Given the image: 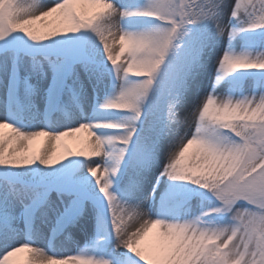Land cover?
Returning a JSON list of instances; mask_svg holds the SVG:
<instances>
[{"label": "snow or ice", "instance_id": "6c2138e0", "mask_svg": "<svg viewBox=\"0 0 264 264\" xmlns=\"http://www.w3.org/2000/svg\"><path fill=\"white\" fill-rule=\"evenodd\" d=\"M0 264H264V0H0Z\"/></svg>", "mask_w": 264, "mask_h": 264}, {"label": "bare ground", "instance_id": "6f19581e", "mask_svg": "<svg viewBox=\"0 0 264 264\" xmlns=\"http://www.w3.org/2000/svg\"><path fill=\"white\" fill-rule=\"evenodd\" d=\"M48 20H51L52 18L51 17H49V18H47ZM37 23H39V22H37ZM117 50H118V46H117ZM123 58V56L121 57V59ZM78 136V137H77ZM68 138V137H67ZM40 139H44L43 137H41V138H39L38 140H40ZM71 140H74V144H73V146L75 147L74 149L75 150H77V151H81V150H84V151H88L89 149H88V146L84 143V141L87 139V134H81V133H78L77 135H76V137L75 138H70ZM78 139V140H77ZM36 144V142H34V145ZM38 147H39V145H38ZM58 155H59V153H58ZM77 239L79 240V242H80V244H81V246H83V242H84V238H83V236H78L77 237ZM66 251H70V252H72L73 251V249H71V248H69V249H66ZM26 254H24V253H20V254H17V257H14L13 258V260H18V259H20V258H23L24 256H25Z\"/></svg>", "mask_w": 264, "mask_h": 264}, {"label": "rangeland", "instance_id": "374dc122", "mask_svg": "<svg viewBox=\"0 0 264 264\" xmlns=\"http://www.w3.org/2000/svg\"><path fill=\"white\" fill-rule=\"evenodd\" d=\"M49 2H51V0H49ZM124 59H125V57L123 56V58L121 59V62H123L124 61ZM81 134H83V133H81ZM84 134H87V133H84ZM78 137V136H77ZM78 140V139H77ZM36 142V144L34 145V147H36V148H38V145L40 146L41 144H42V142H43V140L42 139H40V140H37V141H35ZM64 142L73 150V151H77V150H75L74 148V146H73V144H74V140H71L70 138H64ZM154 231L155 230H153V232H150L149 234H148V236H146L145 237V239H144V241H142V245H146L147 243H149L151 240H152V238H153V233H154ZM24 258V257H23ZM23 258H20V259H18L17 261H20V262H22V260H23Z\"/></svg>", "mask_w": 264, "mask_h": 264}]
</instances>
